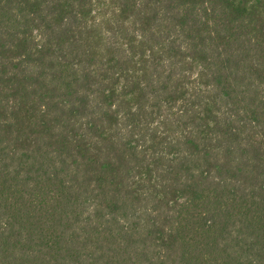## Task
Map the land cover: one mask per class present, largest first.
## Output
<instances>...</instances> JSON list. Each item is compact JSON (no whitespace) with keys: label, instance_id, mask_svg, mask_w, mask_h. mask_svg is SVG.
Returning a JSON list of instances; mask_svg holds the SVG:
<instances>
[{"label":"trees","instance_id":"1","mask_svg":"<svg viewBox=\"0 0 264 264\" xmlns=\"http://www.w3.org/2000/svg\"><path fill=\"white\" fill-rule=\"evenodd\" d=\"M0 264H264V0H0Z\"/></svg>","mask_w":264,"mask_h":264}]
</instances>
